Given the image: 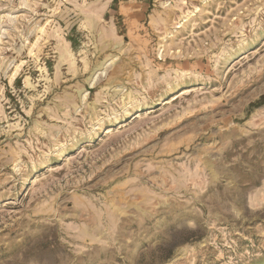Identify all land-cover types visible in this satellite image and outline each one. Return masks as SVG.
<instances>
[{
    "label": "rangeland",
    "instance_id": "1",
    "mask_svg": "<svg viewBox=\"0 0 264 264\" xmlns=\"http://www.w3.org/2000/svg\"><path fill=\"white\" fill-rule=\"evenodd\" d=\"M0 264H264V0H0Z\"/></svg>",
    "mask_w": 264,
    "mask_h": 264
}]
</instances>
